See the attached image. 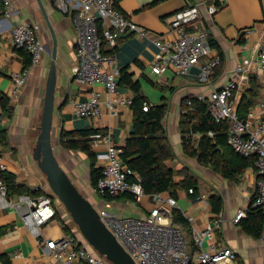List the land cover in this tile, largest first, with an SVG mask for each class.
Segmentation results:
<instances>
[{"label":"crops","instance_id":"0c3cea01","mask_svg":"<svg viewBox=\"0 0 264 264\" xmlns=\"http://www.w3.org/2000/svg\"><path fill=\"white\" fill-rule=\"evenodd\" d=\"M190 1L196 3L202 0ZM13 2L20 12L19 17L9 20L0 15V135L6 136V142L0 139V153L8 163L6 176L10 179V183L7 182L8 188L12 187L9 190L11 199L24 195L36 198L38 195L49 194L45 177L33 159V150L40 133L51 55L48 51L43 54L41 63L32 68L27 85L16 98H11L10 92L13 89L11 73L24 69V58L20 50L15 48L12 39V32L21 20L39 26L41 42L52 48L53 40L42 12L43 8L58 37L55 134L59 136L61 131L70 133L89 128L98 129L105 131L104 134L109 132L113 142L123 148L133 132L134 112L131 103L122 105L116 118L106 116L104 121L80 119L74 115L70 109V99L79 98L85 101L90 89L78 85L74 80V70L78 64V33L72 18L60 13L53 0ZM186 5L187 0H119L117 3V7L124 14L146 28L152 37L159 36L172 42L176 41L177 34L170 29L168 22ZM202 13L209 39L216 41L223 55L222 69L212 77L211 84L199 83L197 70L183 77L176 75L171 69L165 72L158 82L159 78L151 69L157 47L150 39L123 36L110 55H115L119 71L127 68L129 73L133 74L134 80L140 82L141 87V80L144 78L154 87L165 90L162 102L160 104L150 102V105H168L164 124L175 152V159L167 162V166L177 173L188 169L197 178L200 187V197L196 200H192L185 191L179 190L176 197L178 206L175 209L182 213L191 229L193 227L204 229L215 217L208 199L211 195L221 196L224 203V220L216 233L218 244L237 250L239 264H263L264 245L261 240L247 235L239 225L233 223L238 209L249 207L255 199L258 180L255 168L253 166L247 168L238 183L224 179L212 168L203 166L197 159L189 157L184 152L180 123L182 106L186 99L197 98L198 95L209 96L215 87L232 77L237 66L245 59L252 61L256 59L258 47L264 38V0H226L215 15L209 16L204 8ZM214 51L217 52L215 49ZM97 88L105 99L104 87L99 85ZM143 95L145 96L144 92ZM263 95L264 91L260 89L256 105L263 99ZM119 97L133 101V93L122 86L119 87ZM4 98L8 99L11 106L10 116L3 111ZM257 120L264 121V117L259 115ZM105 148L104 145H98L93 149L97 156ZM55 149L59 162L73 177L84 195L93 196L94 188L90 175L88 178L82 177L72 162L73 159L82 160L86 155L62 150L60 144H57ZM60 156L63 157L62 160L59 159ZM182 179L181 174H176V182ZM131 180L139 181L134 177ZM122 197L123 200L121 197L110 200L103 198V206L113 214L125 218H145L149 215L152 204L148 196L140 202L133 201L130 196ZM63 219L64 217L59 216L53 218L42 228V235L47 240L63 237L66 233L61 222L68 226ZM38 240L39 237L25 226L17 210L0 206V259L4 264H63L54 259L49 250L41 247ZM16 255L19 256L15 257Z\"/></svg>","mask_w":264,"mask_h":264},{"label":"built area","instance_id":"2783aa9c","mask_svg":"<svg viewBox=\"0 0 264 264\" xmlns=\"http://www.w3.org/2000/svg\"><path fill=\"white\" fill-rule=\"evenodd\" d=\"M118 1L53 0L56 9L70 16L77 29L78 64L74 70V80L78 85L90 89L85 101L70 99V109L74 115L80 119L104 121L106 116L116 118L122 105L132 103L129 99L119 97L117 59L115 55L103 53V39L108 49H115L123 36L150 39L157 47L151 69L159 78L158 82L171 69L183 77L197 70V81L211 84V78L222 64V58L210 46L202 11L204 8L209 16H213L226 0H202L196 3L187 0V5L168 22L170 29L177 34L174 42L159 36L152 37L146 28L133 22L117 7ZM0 15L10 20L19 17L20 12L13 0H0ZM99 27L102 29L101 34ZM39 30V26L21 20L12 32L15 48L30 54L31 66L11 73V98H16L27 85L32 68L41 63L43 54L47 52L46 45L39 39ZM252 78L259 80L264 91V38L255 60L245 59L229 80L215 87L207 97L198 95L197 100L208 104L209 112L217 123H229L228 145L241 157L252 160L258 176L253 208L260 209L264 215V121L257 120L259 115L264 117V95L246 119L238 114L242 93ZM99 85L104 87L105 99L97 88ZM188 103L191 105L190 101ZM144 110L147 111L148 106ZM209 135L214 136L212 132ZM94 139L93 148L98 145L106 147L97 155L96 167L100 177L94 193L102 198L132 195L136 202L148 196L152 204L145 218L120 217L104 206L98 208L104 224L137 264H239L238 251L217 242L216 233L223 224V213L215 215L204 229L192 228V249L183 229L173 224L172 212L178 206L177 200L159 194L146 195L139 181L130 180L129 177H139L124 165L123 148L113 142L109 132L106 135L97 134ZM7 170L8 163L0 153V206L17 210L25 226L39 237L41 247L49 250L50 255L63 264H107L75 237L78 231L73 221L67 223L70 226L69 234L57 240H47L42 235V228L53 218L65 217L66 214L59 211V202L50 194L11 199L5 178ZM248 208L238 209L233 219L235 225L247 218ZM260 240L264 245V229ZM0 264H4L1 259Z\"/></svg>","mask_w":264,"mask_h":264},{"label":"trees","instance_id":"16d2710c","mask_svg":"<svg viewBox=\"0 0 264 264\" xmlns=\"http://www.w3.org/2000/svg\"><path fill=\"white\" fill-rule=\"evenodd\" d=\"M101 27L99 33L101 34ZM210 46L217 51L223 60L222 52L214 39H209ZM103 53L110 55L114 51L108 50L106 41H102ZM20 54L24 58V69L31 66V56L21 49ZM220 65L214 72H220ZM119 87H125L133 93L131 108L134 112L133 132L123 147L122 160L124 165L133 173L138 175L139 183L146 195H164L176 199L179 190L185 191L192 200L200 197V187L197 178L188 170L183 169L178 173L167 166V162L175 159V152L167 129L165 119L168 113V105H150V102L143 95L139 81L134 80L133 74L128 69L119 71ZM213 75V76H214ZM212 76V77H213ZM212 79V78H211ZM260 83L257 78H252L249 86L244 90L242 99L238 106V114L246 119L249 111L256 105L260 97ZM191 102L189 105L188 102ZM148 106L145 111L144 107ZM10 104L7 98L2 101V108L5 114L10 116ZM182 146L184 152L203 166L210 167L230 182H239V178L246 169L253 166L251 159H246L235 153L228 145L229 123H217L209 112L208 104L199 102L197 98L190 97L183 102L182 117L180 123ZM212 132L213 137L209 135ZM105 131L98 129H85L62 133L60 145L63 149L80 152L87 156L90 163V177L93 188L100 177L97 166V156L93 146V136L104 134ZM0 139L6 142V136L0 135ZM176 174H181L183 179L175 181ZM6 181L10 179L5 174ZM133 177H129L131 180ZM12 187L9 186V190ZM40 196V195H38ZM130 196L134 201L132 195ZM119 196V197H122ZM106 200L112 199L109 196L103 197ZM102 198V199H103ZM118 198V197H117ZM208 204L215 215L223 213V198L218 195H211ZM173 223L180 226L187 235L189 246L194 249L192 241V229L189 222L182 213L174 209L172 212ZM63 225L66 234L70 233L69 225ZM74 224V223H73ZM75 225V224H74ZM241 229L249 236L260 239L264 229V215L258 208H253V203L248 208L247 218L239 223Z\"/></svg>","mask_w":264,"mask_h":264},{"label":"water","instance_id":"95a60500","mask_svg":"<svg viewBox=\"0 0 264 264\" xmlns=\"http://www.w3.org/2000/svg\"><path fill=\"white\" fill-rule=\"evenodd\" d=\"M42 12L52 36L53 47H46L51 55V62L44 95L40 133L33 150V159L45 177L49 194L64 206L84 238L83 243L89 244L109 264H137L104 224L95 204L81 193L57 158L53 139L55 135L54 114L58 86L59 42L53 24L43 8ZM62 133L63 131H61L59 138Z\"/></svg>","mask_w":264,"mask_h":264},{"label":"rangeland","instance_id":"374dc122","mask_svg":"<svg viewBox=\"0 0 264 264\" xmlns=\"http://www.w3.org/2000/svg\"><path fill=\"white\" fill-rule=\"evenodd\" d=\"M39 32H40V30H39ZM38 36H39V33H38ZM39 39H40V37H39ZM141 83H142V88H143V92H144V94H145V96L147 97V99H148V101L149 102H151L152 104H160L161 102H162V97L165 95V90L163 91V90H161L160 88L158 89V88H156V87H154L152 84H150V82H148L146 79H142L141 80ZM60 136V135H59ZM59 136H58V134H55L54 135V144H55V146H57V144H60V139H59ZM58 139H59V141H58ZM60 147H61V149L62 150H66V149H63L62 148V146L60 145ZM68 151H70V150H68ZM60 160H62L63 159V157H61L60 156V158H59ZM67 160H69L70 161V159H68L67 158ZM72 160V159H71ZM72 162H73V164H75V167L79 170V172H80V174H81V176L82 177H85V178H88L89 177V175H90V163H89V160H88V158L86 157V156H83V159L82 160H76V159H73L72 160ZM64 168V167H63ZM66 171V170H65ZM67 172V171H66ZM68 173V172H67ZM69 174V173H68ZM69 176L73 179V177L69 174ZM73 181H74V179H73ZM75 182V181H74ZM76 184V183H75ZM77 185V184H76ZM77 187H78V185H77ZM79 188V187H78ZM79 190L81 191V189L79 188ZM81 193L82 194H84L83 193V191H81ZM87 198L89 199V200H91V202L93 203V204H95V206L97 207V208H101V207H103V199H102V197H100V196H98L97 194H95V193H93V196L92 195H87ZM124 198L123 197H121V200H123ZM58 208H59V211H61V213H64V214H66V216L64 217V221L66 222V223H68L69 221L71 222L72 220H71V217H70V215L66 212V210H65V208H64V206L61 204V203H59L58 204ZM74 225V224H73ZM76 229H77V233H75V237L80 241V242H84L85 240H84V238L82 237V235H81V233H80V231H79V229H78V227H76ZM186 234V233H185ZM187 236V235H186ZM189 240L187 239V242H188ZM86 246L88 247V249L89 250H93L92 248H91V246L89 245V244H87L86 243ZM94 251V250H93ZM103 258V257H102ZM104 260H105V258H103ZM105 262L107 263V264H109L106 260H105Z\"/></svg>","mask_w":264,"mask_h":264}]
</instances>
